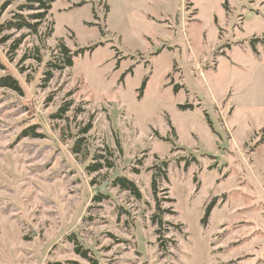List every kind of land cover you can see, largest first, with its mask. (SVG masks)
Listing matches in <instances>:
<instances>
[{
	"label": "rangeland",
	"instance_id": "rangeland-1",
	"mask_svg": "<svg viewBox=\"0 0 264 264\" xmlns=\"http://www.w3.org/2000/svg\"><path fill=\"white\" fill-rule=\"evenodd\" d=\"M26 3L0 0V26ZM5 36L24 94L0 89V264H93L77 246L97 264H264V0H55ZM62 42L93 49L46 81Z\"/></svg>",
	"mask_w": 264,
	"mask_h": 264
},
{
	"label": "trees",
	"instance_id": "trees-1",
	"mask_svg": "<svg viewBox=\"0 0 264 264\" xmlns=\"http://www.w3.org/2000/svg\"><path fill=\"white\" fill-rule=\"evenodd\" d=\"M55 0H28V3L23 4L20 7V12L16 13L15 16L10 19L9 21H7L5 24H2L0 26V34L2 33L3 30H10V29H17V30H21L23 28H27L29 30H32L34 32H37L38 27L41 25V22L47 17L49 11L52 8V4ZM9 3L5 2L2 6L1 9H5L7 7ZM25 11H29L30 13L28 14H24ZM8 36H5V38L3 37L1 39L0 42H5L7 40ZM23 37H19L17 39H15L11 45V50L14 51L18 48L19 44L22 42ZM260 40L259 38H255L253 39V42L255 43L256 41ZM264 40V37L261 39ZM59 47V51H58V56H56V60H51L48 62V70L46 73L45 80L48 81L52 78L53 76V71L55 70H63L65 68H70L73 66L74 64V57L78 56L80 54H84L86 51L88 50H92V47H80L77 48L76 50L72 51L70 50L66 45L62 43H60ZM0 70L4 71L3 73H0V89L6 88V89H11L13 91H16L17 93L23 95L24 94V90L23 87L20 83V81L11 73L7 70L6 65L2 62L1 58H0ZM145 86V82L143 84L142 90ZM175 90H178V87H175ZM142 94V93H141ZM181 108H187V107H193L192 105H180ZM71 108V103H66L65 105L61 106V108L59 109L58 113H56L55 115H53L56 118H61L63 117L64 114H66V112L68 110H70ZM80 111V110H78ZM92 127V122L90 121L89 123H87V125L85 127H83L80 130L81 134H86ZM22 136L26 137V136H33V137H41V133H37L35 131V127H29L27 129H25L22 132ZM84 138L80 137L78 138L72 148V151L75 154H80V152L82 151V144H83ZM100 159H103L104 156L100 155L99 157ZM108 165L107 166H112V163L107 161ZM163 164L165 165V167L167 168V162H163ZM104 163L101 162H96L92 165H90L88 167V170L90 172H96L100 169H102L104 167ZM159 171H161V169H158ZM158 173H155L153 175L152 178V189H153V193L156 199V212L153 215V221L160 224V227H163L164 223L166 221H164L163 219V214L165 212H168L167 210H165L162 207L161 204V200L158 197V193H159V187H158ZM163 175L167 176V171H162ZM113 183L115 185H118L120 188L129 191L130 193H132L136 198L140 199L142 197L141 191L139 189V187L137 186V184L124 176H119L116 177L113 181ZM97 200H102L101 197L97 196L96 197ZM216 203V198H214L206 207L205 209V214L203 217V222H206L207 218L209 217L211 211L213 210L214 206ZM174 213L173 211H169ZM158 232L160 233V229H158ZM76 252L81 255L82 257H84L85 259H88L90 262H92L93 264H97V261L94 260L90 255H89V251L88 249H82V247L77 246L76 247Z\"/></svg>",
	"mask_w": 264,
	"mask_h": 264
}]
</instances>
